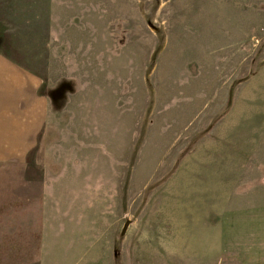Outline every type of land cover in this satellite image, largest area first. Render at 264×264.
<instances>
[{
	"label": "rangeland",
	"instance_id": "1",
	"mask_svg": "<svg viewBox=\"0 0 264 264\" xmlns=\"http://www.w3.org/2000/svg\"><path fill=\"white\" fill-rule=\"evenodd\" d=\"M0 52L47 107L32 264H264V0H0Z\"/></svg>",
	"mask_w": 264,
	"mask_h": 264
},
{
	"label": "crops",
	"instance_id": "2",
	"mask_svg": "<svg viewBox=\"0 0 264 264\" xmlns=\"http://www.w3.org/2000/svg\"><path fill=\"white\" fill-rule=\"evenodd\" d=\"M36 78L0 52V264L41 262L48 244L49 189L27 165L47 108ZM5 141L15 143L1 150Z\"/></svg>",
	"mask_w": 264,
	"mask_h": 264
},
{
	"label": "water",
	"instance_id": "3",
	"mask_svg": "<svg viewBox=\"0 0 264 264\" xmlns=\"http://www.w3.org/2000/svg\"><path fill=\"white\" fill-rule=\"evenodd\" d=\"M128 225H129V222H126L125 225H124V227H123V231L122 232H125L126 231Z\"/></svg>",
	"mask_w": 264,
	"mask_h": 264
}]
</instances>
